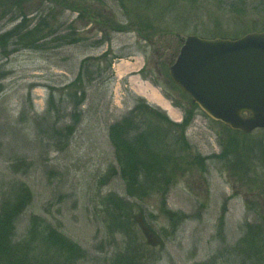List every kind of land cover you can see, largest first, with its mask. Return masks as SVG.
Masks as SVG:
<instances>
[{"label": "rangeland", "instance_id": "1", "mask_svg": "<svg viewBox=\"0 0 264 264\" xmlns=\"http://www.w3.org/2000/svg\"><path fill=\"white\" fill-rule=\"evenodd\" d=\"M143 1L33 0L25 28H45L39 47L10 44L5 52L0 39V207L28 187L32 203L16 221L14 242L40 251L42 236L31 232L37 224L52 226L85 252L78 264H113L138 247L144 264H247L233 251L250 225L264 223V176L257 168L264 162L247 150L238 158L234 136L230 143L222 124L190 107L169 76L188 36L231 39L247 28L228 5L221 9V0H151L147 10ZM246 2L252 16L246 23L264 22V0ZM144 16L151 28L141 26ZM16 24L0 20V35ZM136 64L139 76L122 74ZM80 72L86 98L77 105ZM140 76L182 120L185 111L192 114L184 145L157 141L161 157L171 151L180 160L176 167L167 160L161 194L144 199L127 195L110 137L138 100L147 101L139 95ZM236 138L261 152L264 129ZM183 159L190 165L179 168Z\"/></svg>", "mask_w": 264, "mask_h": 264}, {"label": "trees", "instance_id": "2", "mask_svg": "<svg viewBox=\"0 0 264 264\" xmlns=\"http://www.w3.org/2000/svg\"><path fill=\"white\" fill-rule=\"evenodd\" d=\"M33 0H0V20L4 21L8 17L17 24L5 33L0 35V39L4 44V51L11 44L15 49L36 50L39 43L45 39V28H40L39 25L34 28H25L27 24L26 7ZM84 0H79L83 2ZM220 1V6L225 11V6L232 17L239 19L243 27L247 28L241 32L234 34V39L240 38L250 32H264V22H254L252 25L248 22L247 18L252 17L249 15L247 0H233V1ZM145 7L149 6L151 0L143 1ZM148 7H146V10ZM23 18L22 21L19 20ZM141 26L144 28H151L148 25V18L144 16L141 20ZM181 45L182 42H181ZM179 46L180 48L182 46ZM180 51V50H179ZM178 51V52H179ZM4 52V53H5ZM179 54V53H178ZM87 59L82 62L81 72L85 70ZM77 78V94L81 95L82 99L77 101V105H81V100L85 101L86 93L84 89L81 90V77L82 73ZM172 82V81H171ZM183 95V98L190 101V107L198 109L192 100L184 94L173 82L171 83ZM81 90V91H80ZM168 98V97H167ZM170 100V98H168ZM154 120V124L151 122ZM146 123V124H145ZM159 123V124H158ZM166 123L168 126L164 125ZM192 123V114L190 110L185 111V116L181 123H175L169 120V117L164 111L159 108L151 107L145 100H138V104L124 117L120 122L111 127L110 137L112 144L115 145L118 151V162L120 165L121 179L127 184V195L130 197H139L144 199L148 193L161 194L160 190L163 183L160 176L165 178L167 165L170 163L176 167L180 159L175 160L173 154L168 153L166 158L158 151H162L164 147L157 141L162 138L169 139L171 146L175 148L185 144V134ZM160 125V126H159ZM146 127V129H142ZM228 131L230 143L233 140L237 145V152L235 155L238 158L242 157V152H253L256 158H260L264 162V145L261 152H255L256 145L248 149L246 141H239L236 137L242 135L244 139L249 140L250 135L233 132L229 128L223 127ZM137 131V132H136ZM174 136V139L172 137ZM167 149H165L166 151ZM167 160H170L168 164ZM183 164L190 165V162L183 159L179 168ZM259 173L264 176V164L257 165ZM178 169L177 171H179ZM172 173L171 178L167 182L169 187L174 184L176 173ZM167 185V186H168ZM164 194V193H163ZM32 193L25 185L21 186L14 194L8 196L0 207V264H78L84 257V251L76 244L72 243L66 236L63 235L58 229L52 226H46L40 230V224L32 230L31 234H38L42 236L39 243L40 251L33 250L32 243H16L14 242L15 224L23 212L32 203ZM111 216V215H110ZM109 216V217H110ZM127 222H129L130 216ZM172 220V219H171ZM118 230L125 232L131 231V228L118 226ZM247 240L244 244L241 242L234 249L233 252L243 258L247 264H260L259 261L264 260V223L258 226H249L247 230ZM243 244L242 249L240 245ZM142 249L138 247L137 251L134 248L124 253H120L113 264H144L143 258L140 255ZM34 252V253H33ZM37 253V254H35Z\"/></svg>", "mask_w": 264, "mask_h": 264}, {"label": "water", "instance_id": "3", "mask_svg": "<svg viewBox=\"0 0 264 264\" xmlns=\"http://www.w3.org/2000/svg\"><path fill=\"white\" fill-rule=\"evenodd\" d=\"M169 75L213 121L246 135L264 129V32L188 36Z\"/></svg>", "mask_w": 264, "mask_h": 264}, {"label": "crops", "instance_id": "4", "mask_svg": "<svg viewBox=\"0 0 264 264\" xmlns=\"http://www.w3.org/2000/svg\"><path fill=\"white\" fill-rule=\"evenodd\" d=\"M137 68H134L132 70H129L128 68H122V74H127L129 72H134L136 74H138L139 76V72L142 70L141 67H139L140 65L136 64ZM121 77V76H120ZM140 80L141 76H140ZM143 86L140 87L139 90V95L143 96L144 98H146L147 101H151L152 104L156 105L157 107L161 108L162 110H164L168 115H170V118L172 120H174V122H180L182 120V118L177 114V112L173 109V107H171V104L166 100L163 99L162 95L160 92H156L155 89L153 88V86L151 87V85L149 83H145V81L143 82ZM174 110V114H171L170 111Z\"/></svg>", "mask_w": 264, "mask_h": 264}, {"label": "bare ground", "instance_id": "5", "mask_svg": "<svg viewBox=\"0 0 264 264\" xmlns=\"http://www.w3.org/2000/svg\"><path fill=\"white\" fill-rule=\"evenodd\" d=\"M169 111H170V110H169ZM170 113H171V114H174L175 112H174V110H171Z\"/></svg>", "mask_w": 264, "mask_h": 264}]
</instances>
